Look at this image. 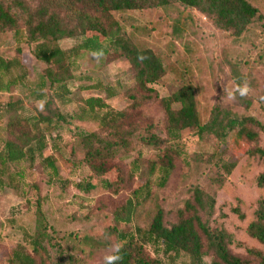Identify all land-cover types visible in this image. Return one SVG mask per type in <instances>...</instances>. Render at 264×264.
<instances>
[{
  "label": "trees",
  "instance_id": "16d2710c",
  "mask_svg": "<svg viewBox=\"0 0 264 264\" xmlns=\"http://www.w3.org/2000/svg\"><path fill=\"white\" fill-rule=\"evenodd\" d=\"M179 4L201 13L218 30L233 37L241 36L256 19H264V0H0V34L12 32L16 44L10 58L0 56V92L11 87L23 90L19 98H11L0 105V120L5 122L6 138L0 147V190L18 188L25 177L17 169L20 163L29 167L40 161L48 170L50 180L61 182L53 154L44 155L49 147L53 153L60 152L59 131L75 121H91L97 125L93 131L75 133L76 144L82 152V163L93 178L104 188L113 189L124 184L121 168L113 159L121 152L135 150L137 145L156 151L157 159L151 162V173L160 171L164 180L172 171L176 150L172 143L180 139L184 130H194L200 138L212 136L224 140L230 133L237 140L252 145L249 158L264 162V124L250 116L238 115L228 106L216 103L208 118L203 120L198 112L194 87L182 83L167 97L159 98L151 85L166 73L162 58L151 48L139 46L121 34L114 13L144 10ZM79 39L69 49H61L59 42ZM31 47L34 59L44 65L41 73L28 79L29 72L21 62V45ZM90 53L106 61L116 58L128 63L133 73L134 86L118 90L114 86L95 82L84 90L103 92L107 98L120 95L128 102L124 110L112 109L103 99L89 97L82 101L77 112L64 114L61 107L70 104L69 82L75 79L74 64L82 54ZM16 72V75H13ZM239 85H241L239 83ZM82 89V87H81ZM235 98L245 109L251 105L247 95ZM157 100L163 111L161 133L156 125L140 118L139 110L149 101ZM35 107L29 114L27 105ZM139 153V152H138ZM132 163L131 176L139 167ZM235 165H229L231 173ZM115 173V180L105 178ZM256 188L264 190V173L255 178ZM151 180L147 178L139 186L130 202L114 212L116 224L132 223L143 195L148 197ZM91 181L75 184L82 192L96 189ZM223 187V185H220ZM260 197L252 217H247L239 207L230 213L244 223L246 235L264 245V194ZM35 220L32 230L21 227V238L13 248L8 264H67L62 249L49 232V224L42 210L41 199L35 200ZM216 215V200L200 186L191 188V197L175 214V222L167 225L164 214L157 209L147 228L133 226L118 229L108 227L103 231L114 236L116 248L111 255H118V264H173L183 256L191 264H247L231 252V247L241 248L258 264H264V254L247 247L228 233ZM88 244L90 237L79 238Z\"/></svg>",
  "mask_w": 264,
  "mask_h": 264
},
{
  "label": "rangeland",
  "instance_id": "374dc122",
  "mask_svg": "<svg viewBox=\"0 0 264 264\" xmlns=\"http://www.w3.org/2000/svg\"><path fill=\"white\" fill-rule=\"evenodd\" d=\"M33 3L34 0H29ZM121 28V34L139 46L154 50L163 60L167 73L151 85L159 98L175 92L182 83L194 87L198 112L203 120L216 103L231 108L238 115L253 117L264 124V19L256 18L239 37L216 29L211 22L196 10L179 4L144 10H129L114 13ZM79 39H65L59 42L61 49H69ZM16 48L12 32L0 34V56L10 58ZM21 62L29 72L28 79L41 73L44 65L31 55V47L21 45ZM75 79L69 82L71 103L61 107L64 114H74L83 100L89 97L103 99L112 109L124 110L127 100L120 95L107 98L103 92L84 90L95 82L114 86L118 90L133 88V73L126 61L116 58L106 61L90 53L82 54L74 64ZM13 75H16L14 72ZM249 85L248 97L251 105L245 109L238 100L229 99L228 93H236L239 83ZM82 87V89H81ZM20 86L11 87L9 92H0V105L11 98L22 96ZM29 114L35 107L27 105ZM140 118L153 122L157 133H161L163 111L157 100L149 101L139 110ZM5 122L0 120V147L6 135ZM97 125L91 121H75L63 127L59 133L60 152L53 153L48 147L44 155L53 154L59 179L50 180L48 170L40 161L32 167L27 163L17 165L25 177L18 188L6 187L0 190V264H8L15 245L21 238L20 228L32 230L35 220V200L41 199L49 232L63 251L67 264H105V256L116 248L114 236H107L104 229L116 226L118 229L139 226L147 228L157 211L161 209L164 222H175V214L191 197V188L200 186L214 196L216 215H226L219 219L226 231L234 239L247 247L260 250L264 245L250 239L243 231L244 223L230 213L239 207L247 217H252L260 197L255 178L264 173V162L249 158L251 144L237 140L230 133L224 140L212 136L200 138L194 130H184L180 139L172 143L176 158L172 171L164 180L158 170L151 173V162L157 159L156 151L140 145L135 150L121 152L113 159L123 173L122 186L107 189L93 178L82 163V152L76 144L75 133L93 131ZM260 145H264L261 136ZM137 161L139 171L132 177V163ZM138 153V154H139ZM235 165L231 173L229 165ZM115 173L105 176L115 180ZM151 180L148 197L140 198L130 225L116 224L114 212L130 202L145 180ZM91 181L96 189L86 193L79 191L75 184ZM223 185L221 187L220 185ZM89 236L85 244L79 238ZM231 252L247 260V264H258L241 248L231 247ZM209 263V259H205ZM166 264H170L167 262ZM173 264H191L183 256Z\"/></svg>",
  "mask_w": 264,
  "mask_h": 264
},
{
  "label": "clouds",
  "instance_id": "9594fccd",
  "mask_svg": "<svg viewBox=\"0 0 264 264\" xmlns=\"http://www.w3.org/2000/svg\"><path fill=\"white\" fill-rule=\"evenodd\" d=\"M250 91L249 85L247 82H245L242 85H237L236 87V92L239 93L240 97H244L248 95ZM228 98L229 99H235V95L232 92L228 93ZM105 264H118V261L120 260V257L118 255H107L105 256Z\"/></svg>",
  "mask_w": 264,
  "mask_h": 264
}]
</instances>
